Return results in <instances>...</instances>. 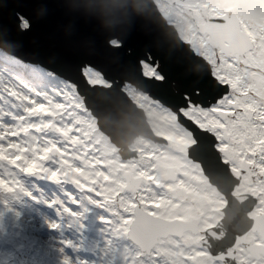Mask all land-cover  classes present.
I'll return each instance as SVG.
<instances>
[{
    "label": "flooded vegetation",
    "instance_id": "1",
    "mask_svg": "<svg viewBox=\"0 0 264 264\" xmlns=\"http://www.w3.org/2000/svg\"><path fill=\"white\" fill-rule=\"evenodd\" d=\"M27 13L25 29L31 26ZM166 17L206 58L216 80L203 96L178 64L171 67L151 50L140 55L138 77L126 69L128 78L113 79L85 65L90 84L82 90L76 74L59 77V92H45L48 101L39 98L35 107L61 113L54 116L56 128L50 121L43 146H50L44 160L57 166L63 180L43 181L38 130L30 131L31 141L21 133L18 149L6 145L3 166L21 184L0 187L11 194L0 196V264H68L66 250L78 256L76 264L84 263L83 256L86 264H264V98L245 87L249 75L261 70L257 37L239 17L255 48L227 53L200 30L211 15ZM26 64L31 75L36 67L49 71ZM88 90L95 107L85 104ZM8 117L1 106V130ZM103 117L116 119L115 138L104 130ZM59 123L71 135L57 137ZM201 149L211 157L203 160ZM67 152L82 170L79 176L61 169L69 165L63 162Z\"/></svg>",
    "mask_w": 264,
    "mask_h": 264
},
{
    "label": "water",
    "instance_id": "2",
    "mask_svg": "<svg viewBox=\"0 0 264 264\" xmlns=\"http://www.w3.org/2000/svg\"><path fill=\"white\" fill-rule=\"evenodd\" d=\"M0 1L6 2L4 6L0 5V44L11 53L46 65L57 73L68 77L80 75L82 83L85 79L81 68L86 63L114 76H122L128 67L135 69L139 64L140 46L179 63L192 80L207 81L199 71L208 68L200 69L195 58L181 51L183 44L174 25L166 23L154 0ZM25 11L31 21V26L26 29L21 27L19 16V12L25 14ZM230 18L237 21L234 12L229 17H212L206 20L203 29L211 32L214 26H223ZM233 29L238 30V24ZM114 37L122 43L110 44L109 39ZM225 38L235 48L246 42L242 34L233 33L231 28L225 29L218 42L222 44ZM127 47L132 49L130 53H126ZM86 102L94 104L90 96ZM101 121L115 122L116 119L103 117ZM202 152L203 156H211L206 150Z\"/></svg>",
    "mask_w": 264,
    "mask_h": 264
},
{
    "label": "rangeland",
    "instance_id": "3",
    "mask_svg": "<svg viewBox=\"0 0 264 264\" xmlns=\"http://www.w3.org/2000/svg\"><path fill=\"white\" fill-rule=\"evenodd\" d=\"M222 1L225 2L226 4L230 3V4H227L226 7L231 9L233 7V5H231L232 1H236V0H156V2L159 5H161V7L163 8L166 14L175 15L179 11L184 10L185 12L186 11L194 12L197 16L201 14L202 15L206 14L207 9H209L210 12L218 11L219 10L218 7L220 3H222ZM241 1L243 2L244 0H241ZM257 1L258 3L262 1V3L260 4L262 5L261 7L264 9V0H257ZM254 2L255 0H251L250 3H247V2L245 3L247 6L250 5L252 9H255L257 5ZM180 14H183V12H181ZM257 22H258L257 27H258L259 32H261L264 35V21L260 19V20H257ZM262 42L263 41H260L258 53L260 54L261 64L264 67V52H263L264 43ZM26 68H28V65L25 62L18 61V59H16L15 57L11 55L6 54L0 48V99L3 97L4 100L6 101L5 102L4 100H1L0 107L3 106L4 108L8 110L9 112L8 118H12V120L9 123L15 122L16 120L23 122V120L26 119L23 122L24 123L23 125H20L19 123H13L11 125L8 123L4 126V130L6 131L8 136H11L14 134V138L18 137L21 133H23V139H27L29 141H31L30 131L32 129L41 131L39 134L38 133L36 134V137L40 139L39 148L40 150H43L41 152L42 153V156L40 158L41 162L38 163V167L41 166L42 171H46V174L43 175V181H45L46 177H49V181L58 182L60 180H63V175L58 173L56 165L52 166V164H47L46 163L47 161L44 160L46 157V154L49 152L48 149L50 148L49 145L43 146L47 138V133L45 132V130L48 129L51 132L52 128L50 126V123H47L46 121L36 122L33 116H34V111L36 109L35 106H37V104H35L37 100L40 98V102L43 103L41 99H43L44 97L43 94H45V92H49L52 96H54L55 93H58L59 86H60L59 83L61 82V80L56 74H52L49 71H47V73L43 70L40 71V67H36L37 69L36 68L33 69L34 73L32 75L37 77L36 78L37 86L39 87V90H38L36 87L31 85L30 81L29 83L31 86L28 85L27 83L28 79L26 77L27 76L32 77V75H31V72H28L25 70ZM87 72H89L91 76L96 75V73L92 71L91 69H88ZM255 75L253 74L250 77H252L254 80H257L258 78L259 79L258 85L261 87L258 91L254 89L253 90L257 93V97L259 96L260 98H264V77L261 76L260 73H257ZM6 78H9L8 81H6ZM248 85H250V83ZM30 88H34L35 91L33 90L31 91ZM31 94L33 98L30 97ZM44 101L47 102L48 99L45 98ZM7 102L10 104H8ZM32 102L33 104H31ZM50 111L51 113L48 111L45 114L50 113L49 117H51L52 119H54V116L56 113L59 114V108H55V109L53 108ZM55 119L53 121H55ZM58 125L60 126L56 130L57 132H59L57 137L71 135L72 132L65 130V127L62 123H59ZM15 126H19L21 131L14 129ZM8 140H10L11 145H13L14 149H16V147L18 149L19 144H20V141L18 139H10L8 137ZM61 142H62L61 147L58 145V143H56V146L65 150L64 141L62 140ZM70 142L78 143L80 142V139L78 140L70 139ZM7 144H9L8 141L5 143V145L4 143L2 145H4V147L6 148ZM4 147L0 145V157L3 156V154L7 152L6 149L4 150ZM2 151L4 152L2 153ZM28 151L29 150L26 149V152ZM63 155H64L63 162L66 164L69 163V165L67 166V168L61 167V169L66 170L65 173H68V170L70 168H73L76 170L75 175L79 176L82 170L81 169L77 170L78 169L77 164L72 165L75 162L74 156L69 155L68 152L64 153ZM97 160L98 158H94V161H97ZM31 161H32L31 163L27 162V164L29 165L25 167H29V169L32 168L34 166L33 165L34 161L33 160ZM80 162L82 165V159L80 160ZM1 164L2 163H0V187L5 188L8 186H13L15 184L20 185L21 184L20 179L16 177V173L14 174V173L6 172L5 167L3 166V164L2 165ZM23 165H24V161L21 163V166H20L21 169L25 168ZM2 193L3 192H1V194ZM5 194L11 195L7 192ZM5 194H2V195H5ZM50 237H53V236L49 235V238ZM55 240L56 239L53 237L52 241H55ZM64 240L65 241L68 240V237L66 235L64 236ZM64 256L68 264H76V260H79L78 256H75L69 253L68 251H66V253L64 252ZM83 261H84L83 264H86V259L84 256L82 258V262Z\"/></svg>",
    "mask_w": 264,
    "mask_h": 264
},
{
    "label": "trees",
    "instance_id": "4",
    "mask_svg": "<svg viewBox=\"0 0 264 264\" xmlns=\"http://www.w3.org/2000/svg\"><path fill=\"white\" fill-rule=\"evenodd\" d=\"M237 1V2H236ZM236 1H232V5L234 4L235 5V7H239L240 9H241V12L243 13V15H244V19L246 20V22H248V25L250 26H252L253 25V22L252 21H254V19H255V16H252V15H249V12L247 11V10H245V8H243L242 6H243V2H241V1H238V0H236ZM245 1H247V3H250V1L251 0H245ZM223 4V3H222ZM221 4V5H222ZM254 4V3H253ZM259 4V6H258V10L256 9V11H258L259 12V14L257 15V13H256V17L257 16H259L260 18H262V19H264V16H262L261 15V13L260 12H262V8H261V4L260 3H258ZM258 18V17H257Z\"/></svg>",
    "mask_w": 264,
    "mask_h": 264
}]
</instances>
